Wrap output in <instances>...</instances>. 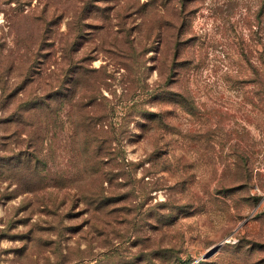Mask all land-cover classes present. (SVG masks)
Returning <instances> with one entry per match:
<instances>
[{"label": "rangeland", "instance_id": "obj_1", "mask_svg": "<svg viewBox=\"0 0 264 264\" xmlns=\"http://www.w3.org/2000/svg\"><path fill=\"white\" fill-rule=\"evenodd\" d=\"M0 264H264V0H0Z\"/></svg>", "mask_w": 264, "mask_h": 264}, {"label": "water", "instance_id": "obj_2", "mask_svg": "<svg viewBox=\"0 0 264 264\" xmlns=\"http://www.w3.org/2000/svg\"><path fill=\"white\" fill-rule=\"evenodd\" d=\"M220 245H216L215 247H213L211 250H209L206 254H205V258L210 257L211 255H213L218 249H219Z\"/></svg>", "mask_w": 264, "mask_h": 264}]
</instances>
